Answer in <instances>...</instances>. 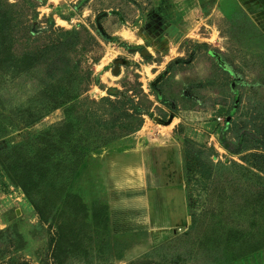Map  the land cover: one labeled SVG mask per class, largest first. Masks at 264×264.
<instances>
[{
    "label": "rangeland",
    "instance_id": "374dc122",
    "mask_svg": "<svg viewBox=\"0 0 264 264\" xmlns=\"http://www.w3.org/2000/svg\"><path fill=\"white\" fill-rule=\"evenodd\" d=\"M9 3L0 264H264V0Z\"/></svg>",
    "mask_w": 264,
    "mask_h": 264
},
{
    "label": "trees",
    "instance_id": "16d2710c",
    "mask_svg": "<svg viewBox=\"0 0 264 264\" xmlns=\"http://www.w3.org/2000/svg\"><path fill=\"white\" fill-rule=\"evenodd\" d=\"M2 1V0H0ZM5 1L9 7L8 8H12L14 5L13 3H9V0H3ZM7 13L9 12L6 11ZM9 20H12L11 18H9ZM14 23V20H13ZM62 104H64V102L61 100H56L55 102L53 101L49 110L47 111L48 114L51 110H54L56 108H58L59 106H61ZM141 114H139V117H137L135 119V121L133 123H131L129 126V130L128 133H132L134 131L139 130V128L141 127L142 124V117L140 116ZM44 114H39L37 117L33 118L32 120H30V122L27 124V126H31L34 125L36 123H38L42 118H43ZM127 133V134H128ZM92 145V146H91ZM84 144H81L78 146L75 145L73 146V155L76 156V162L73 163V171L78 168V166L82 163V161L84 160V158L86 157V153H85V149L86 147H84ZM87 148L90 147H97L99 146V143L97 142H90L88 144H86ZM83 147V148H82ZM86 148V149H87ZM45 154L48 153L49 151L43 149L42 150ZM43 154V153H42ZM49 154V153H48ZM151 154L154 155L157 159V163L160 167L161 170V175L163 176L165 170H167L168 168V172H167V176L169 178V180L171 181V183L169 182L168 184H166V187H174V186H180L181 184V179H180V174H181V169H180V164H179V160H178V148L173 146V147H159V146H152L151 147ZM49 156H47V161L49 159ZM38 163V162H37ZM44 163H46V160H42L40 162V165H44ZM39 164V163H38ZM75 164V165H74ZM43 167V166H42ZM23 174H22V180L26 181V183L29 181L32 177V166L27 163V165L23 166L22 168ZM44 168H40V171H42L41 173H44ZM172 169V170H171ZM171 170V172H170ZM28 182V183H29ZM24 190L27 194H29V184H23Z\"/></svg>",
    "mask_w": 264,
    "mask_h": 264
}]
</instances>
